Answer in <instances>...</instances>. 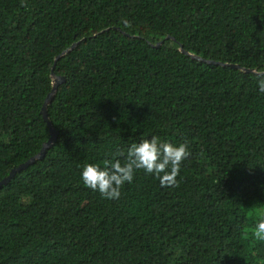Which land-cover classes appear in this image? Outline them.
I'll return each mask as SVG.
<instances>
[{"label": "trees", "instance_id": "obj_1", "mask_svg": "<svg viewBox=\"0 0 264 264\" xmlns=\"http://www.w3.org/2000/svg\"><path fill=\"white\" fill-rule=\"evenodd\" d=\"M26 4L0 0V181L50 139V93L57 135L0 186V264H264V0ZM153 135L189 146L178 187L84 185Z\"/></svg>", "mask_w": 264, "mask_h": 264}, {"label": "clouds", "instance_id": "obj_2", "mask_svg": "<svg viewBox=\"0 0 264 264\" xmlns=\"http://www.w3.org/2000/svg\"><path fill=\"white\" fill-rule=\"evenodd\" d=\"M21 3L27 7L26 0H21ZM123 23L130 26L126 18ZM256 78L258 91L264 94V73H256ZM189 155L187 143L173 144L153 135L133 142L126 153L117 152L112 159H106L103 166L85 163L81 178L87 188L98 191L106 199H119L121 189L125 183L133 181L137 170L154 174L163 187H178L179 181L176 177ZM253 235L257 240L264 241V217L259 219Z\"/></svg>", "mask_w": 264, "mask_h": 264}, {"label": "water", "instance_id": "obj_3", "mask_svg": "<svg viewBox=\"0 0 264 264\" xmlns=\"http://www.w3.org/2000/svg\"><path fill=\"white\" fill-rule=\"evenodd\" d=\"M212 63L218 64V62H212ZM58 83H59V79L56 80V84H55V86L53 88V91H55L57 89ZM53 95H54L53 93L48 94V96H47V98H46V100L44 102L43 111H42L44 120L50 126V133H51L50 139L43 145V148H42V150L40 151L39 154H37L36 156L32 157L30 160L20 164L18 167L14 168L7 177L2 179L0 181V186H2L3 184L8 183L10 181V179L17 172L22 171L23 169L27 168L29 165L35 163L37 160L42 159L45 156L48 148L54 144V142L56 140L57 132L52 128L51 122H50L49 117H48V111H47V105L50 102V100L53 98Z\"/></svg>", "mask_w": 264, "mask_h": 264}]
</instances>
